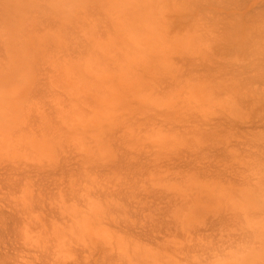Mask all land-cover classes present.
Returning <instances> with one entry per match:
<instances>
[{
    "label": "rangeland",
    "instance_id": "rangeland-1",
    "mask_svg": "<svg viewBox=\"0 0 264 264\" xmlns=\"http://www.w3.org/2000/svg\"><path fill=\"white\" fill-rule=\"evenodd\" d=\"M88 1L0 0V264H264V0Z\"/></svg>",
    "mask_w": 264,
    "mask_h": 264
},
{
    "label": "bare ground",
    "instance_id": "bare-ground-1",
    "mask_svg": "<svg viewBox=\"0 0 264 264\" xmlns=\"http://www.w3.org/2000/svg\"><path fill=\"white\" fill-rule=\"evenodd\" d=\"M88 1V0H87ZM24 2H26V0H24ZM89 2V1H88ZM35 4V3H34ZM35 6V5H34ZM28 9V8H27ZM25 10V9H24ZM28 11V10H27ZM252 11V10H251ZM26 12V11H25ZM25 12H24V14H25ZM63 14H64V11H63ZM66 14V13H65ZM25 15H27V14H25ZM26 18V17H25ZM25 21V20H24ZM25 25H27V24H25ZM3 28V27H2ZM2 28H1V30H2ZM20 29H22V28H20ZM19 29V30H20ZM18 30V31H19ZM23 30V29H22ZM28 30V29H27ZM3 32V31H2ZM14 34V33H13ZM26 36V35H25ZM32 39V38H31ZM36 39V38H35ZM3 40V39H2ZM8 41V40H7ZM93 53V52H92ZM95 58H96V56H95ZM95 60H97V59H95ZM104 60V59H103ZM100 61V60H99ZM99 63V62H98ZM97 66H99V65H97ZM97 66L95 67V68H97ZM92 67V66H91ZM90 67V68H91ZM89 68V69H90ZM100 68H101V66H100ZM120 68V67H119ZM8 69V68H7ZM98 69V68H97ZM93 71V70H92ZM95 71V70H94ZM51 75V74H50ZM52 77V76H51ZM54 77L56 78V75H54ZM124 79H126V78H124ZM98 87V86H97ZM112 88V86H110V88L109 89H111ZM104 89V88H103ZM115 90V89H114ZM106 92H108V90L106 91ZM101 94V93H100ZM107 95H108V93H107ZM103 96V95H102ZM105 97H107L106 95H105ZM118 100V99H117ZM110 104V103H109ZM90 204V203H89Z\"/></svg>",
    "mask_w": 264,
    "mask_h": 264
},
{
    "label": "crops",
    "instance_id": "crops-1",
    "mask_svg": "<svg viewBox=\"0 0 264 264\" xmlns=\"http://www.w3.org/2000/svg\"><path fill=\"white\" fill-rule=\"evenodd\" d=\"M245 264H247V262Z\"/></svg>",
    "mask_w": 264,
    "mask_h": 264
}]
</instances>
